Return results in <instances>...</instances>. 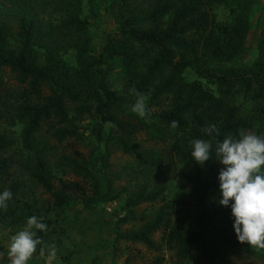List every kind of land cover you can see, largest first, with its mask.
<instances>
[{
    "label": "trees",
    "instance_id": "1",
    "mask_svg": "<svg viewBox=\"0 0 264 264\" xmlns=\"http://www.w3.org/2000/svg\"><path fill=\"white\" fill-rule=\"evenodd\" d=\"M5 1L8 8L0 6V66L13 72L25 88L23 99L12 107L7 106L8 94H2L0 89V120L11 112L10 117L21 123L19 147L0 135V176L16 177L4 189L0 187V193H12L7 210L0 209V223L15 227L36 216L47 225V231H38L37 236L45 243L48 240L50 220L45 212L28 200L15 198L22 189V173L49 193L57 208L67 200V191H83L79 183L62 180L59 188L53 190L43 155L47 145L37 135L41 124H45L50 138L60 142L76 137V122L92 113L119 132L116 144L124 153L133 151L126 140L135 134L140 123L128 110L123 96L106 82L107 62L116 57L122 67L123 89L135 88L151 101L167 100L156 117L167 129L179 133L170 147L186 171L178 174L177 191L169 199L161 195L163 186L146 190L145 185L128 197L125 214L119 219L122 222L133 219L132 207L138 203L161 198L162 204L152 220L134 231L115 234V238L152 247L149 234L162 227V241L174 249L178 260L196 251L206 264H228V251L234 248L264 260V249L238 242L231 202L228 207L218 203L221 169L216 159L217 142L227 136L239 139L241 130L254 125L239 114L237 106L226 102L235 84L252 100L262 102L258 112L264 116V61L259 56L246 67L227 66L242 47L246 28L243 18L220 23L206 8L207 0H148L150 5L145 8H140L135 0H109L116 10V30L95 52L85 40H80L85 22L76 11L79 0H57L53 4L46 0ZM52 5L61 12V20L55 26L44 22L40 15ZM10 37L16 40L14 46L9 45ZM67 49L73 53L72 64L63 58ZM258 50L264 56V43L259 44ZM205 52L210 56L206 57ZM206 60L221 64L207 68L203 65ZM189 71L211 79L214 89L196 79H186ZM30 96L39 100L31 101ZM172 121L177 122V128H171ZM209 124L217 126L218 136L202 132ZM197 139L212 142V157L203 165L191 156L190 142ZM133 152L142 159L140 152ZM74 155L60 156L57 165L89 182L90 195L84 198L83 206L92 209L97 203L112 200L115 194L106 174L104 154L95 152L86 159L79 158L76 152ZM183 182L189 186L187 204ZM150 264H159V260L154 258Z\"/></svg>",
    "mask_w": 264,
    "mask_h": 264
},
{
    "label": "rangeland",
    "instance_id": "2",
    "mask_svg": "<svg viewBox=\"0 0 264 264\" xmlns=\"http://www.w3.org/2000/svg\"><path fill=\"white\" fill-rule=\"evenodd\" d=\"M46 1L53 4L57 0ZM135 2L140 8L150 5L148 0H135ZM207 3L206 8L213 14L216 21L232 23L241 17L246 26L242 47L227 66L246 67L259 56L264 61L263 54H260L258 50L259 44L264 43V0H207ZM0 6L7 9L8 3L0 0ZM78 6L76 9L78 16L85 22L84 29L79 33L80 40H85L92 51H99L106 38L116 30L115 7L110 5L109 0H79ZM60 14L61 12L54 5L46 6L40 12L42 20L51 26L59 24ZM11 26L14 29V21H11ZM8 42L10 46H14L16 40L10 37ZM206 55V57L210 56L208 53ZM63 58L72 64V51L67 49ZM220 64L214 60H206L203 65L207 68H215ZM121 77L120 61L116 57L109 59L106 69L107 85L123 96L124 103L130 110L136 97L123 89ZM186 79H196L209 88L213 87L211 79L199 77L193 71L186 72ZM237 87L238 85L235 84L232 88L233 93L226 102L237 106L241 116L254 122V125L245 131L264 136V116L258 112L262 102L252 100L249 93ZM24 88L25 84L18 83L13 72L5 66H0V89L2 94H8L6 100L9 105L6 104L7 106L12 107L23 99ZM30 97L31 101L39 100L33 96ZM166 104L165 98L156 101L148 99L149 115L147 117L141 119L132 113L140 125L135 134L126 141L133 151L140 152L143 160L137 158L133 151L124 153L116 144L119 132L109 122L101 121L92 113L76 122L78 128L76 137L60 142L50 138L45 124H41L37 135L47 145L43 155L48 162L49 179L53 190L59 188V180L75 181L83 187L82 192L67 191V200L61 208H57L53 206V199L49 193L30 181L24 173L19 176L22 189L15 195L16 200L32 202L33 206L45 212V216L50 220L46 244L56 246L57 260L53 261V264H150L154 258L159 260V264H206L204 258L196 251H191L185 259L178 260L174 249L162 241L164 233L162 227L149 234L152 247H147L141 242L115 238V234L134 231L152 220L162 204L161 198L138 203L132 207L133 219L122 222L119 219L125 214V201L128 197L133 195L141 185H145L146 190L163 186L161 195L164 199H169L177 191L178 174L186 171L185 164L170 147L179 133L167 129L158 122L156 117ZM10 115L11 112L5 113L0 120V135L10 139L16 147H19L21 123L16 117L11 118ZM193 141L189 145L192 151ZM75 152L79 158L83 159L95 152L104 154L106 174L111 179L115 194L112 200L97 203L92 209L83 206L84 198L90 195L89 182L57 165L60 156L73 157ZM2 155L5 154L2 153ZM218 165L222 170L224 166L220 162ZM15 178V175L0 176V187L4 189ZM182 187L187 204L189 197L186 191L189 186L183 182ZM26 223L27 221L15 227L0 223V252L4 253V256L0 258V264H9L7 249L10 238L21 231ZM227 262L228 264H264V260L260 257L247 254L241 248L229 250ZM28 264H46V256L41 257L39 253H36Z\"/></svg>",
    "mask_w": 264,
    "mask_h": 264
},
{
    "label": "clouds",
    "instance_id": "3",
    "mask_svg": "<svg viewBox=\"0 0 264 264\" xmlns=\"http://www.w3.org/2000/svg\"><path fill=\"white\" fill-rule=\"evenodd\" d=\"M135 95L131 112L143 119L149 115L147 108L148 95L138 93L135 88L129 90ZM178 127L176 121L171 128ZM207 136L219 135L215 124L202 129ZM192 159L203 165L210 155L212 142L197 139L193 142ZM216 159L224 167L218 175L220 206L228 207L231 202V215L234 218L233 230L240 244L264 249V136L252 131L241 130L239 139L227 136L223 142H217ZM12 198L9 190L0 193V209L7 210L8 201ZM47 231V225L41 218L31 216L26 226L11 236L7 249L9 264H28L39 247V256H46V264L57 260L55 244H46L37 236V232ZM4 256L0 252V258Z\"/></svg>",
    "mask_w": 264,
    "mask_h": 264
}]
</instances>
